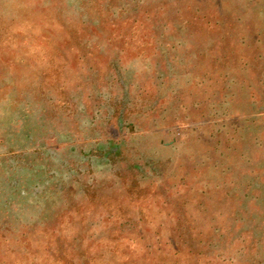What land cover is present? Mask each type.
Returning a JSON list of instances; mask_svg holds the SVG:
<instances>
[{
    "label": "rangeland",
    "instance_id": "1",
    "mask_svg": "<svg viewBox=\"0 0 264 264\" xmlns=\"http://www.w3.org/2000/svg\"><path fill=\"white\" fill-rule=\"evenodd\" d=\"M0 264H264V0H0Z\"/></svg>",
    "mask_w": 264,
    "mask_h": 264
}]
</instances>
